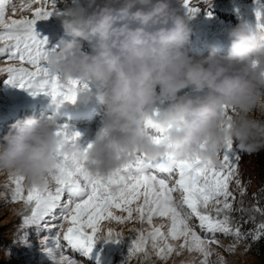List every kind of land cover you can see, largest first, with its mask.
Instances as JSON below:
<instances>
[{"label":"clouds","instance_id":"9594fccd","mask_svg":"<svg viewBox=\"0 0 264 264\" xmlns=\"http://www.w3.org/2000/svg\"><path fill=\"white\" fill-rule=\"evenodd\" d=\"M57 16L69 38L47 50L45 63L60 80L81 83L76 100L99 106L101 124L81 160L88 175L106 177L137 154L215 162L226 137L245 154L264 150V35L247 21L228 29L226 53L213 47L196 57L184 0H69ZM56 126L52 116L14 121L0 137V174L43 186L56 154L80 147L62 142Z\"/></svg>","mask_w":264,"mask_h":264},{"label":"snow or ice","instance_id":"6c2138e0","mask_svg":"<svg viewBox=\"0 0 264 264\" xmlns=\"http://www.w3.org/2000/svg\"><path fill=\"white\" fill-rule=\"evenodd\" d=\"M5 4L6 0H0V41L5 42L0 46V56L22 62L20 67L9 66L0 70L8 75L7 82H16L19 87L31 90L33 95L44 93L56 103L75 102L77 85L81 83L69 80L66 87L58 83L60 79L45 63L47 38H39L34 29L37 20L47 19L53 12L37 8L35 19L6 21ZM184 5L189 14L198 11L189 7V0H184ZM23 64L32 65L35 70H29ZM56 135L62 142L76 143L80 133H69L67 125H58ZM160 135L162 131L155 130L154 139L158 141ZM90 147L89 143L83 147L80 145L76 152H58L50 179L43 186L30 187L26 197L20 185L23 177H16L12 198L23 199L25 206L32 204L30 215L23 216L22 221L26 225L56 228L57 234L52 238L56 249H62L66 244L72 251H90L101 237L98 235L101 221L123 223L138 218L141 222L147 219L151 225L153 216L168 219L167 231H162V226L152 227L147 234L140 229V234L131 240L133 247L129 248V253L144 251L142 245L151 240L156 255L162 259L187 248L190 252L201 253L204 258L201 264H207L210 245L218 243L215 239L217 233L233 235L237 239L241 237L239 227L235 231L231 227L234 194L230 191V182L235 179L239 185L240 181L236 178L238 157L227 137L219 164L198 156L177 159L172 153L156 158L137 154L106 177H93L84 170L81 160ZM53 182L54 188L51 186ZM114 209L126 215H116ZM65 222L68 224L66 229ZM260 227L264 230V225ZM103 238L116 242L123 237L108 229ZM169 238L182 243L174 245L168 242ZM47 240L45 238V243ZM161 241L164 243L160 244ZM46 250L55 259L53 248ZM59 264L77 262L61 251Z\"/></svg>","mask_w":264,"mask_h":264},{"label":"rangeland","instance_id":"374dc122","mask_svg":"<svg viewBox=\"0 0 264 264\" xmlns=\"http://www.w3.org/2000/svg\"><path fill=\"white\" fill-rule=\"evenodd\" d=\"M67 2L69 0H6L5 19L6 21L35 19L37 8L42 11L53 12L47 19L37 20L34 29L39 34V38H47L46 50L54 49L58 46L59 39L64 36V33L62 32L59 37L52 39V31L55 27H50V32L47 34L43 31V27L51 21H55L56 27L62 28L56 12L61 10ZM70 2L78 4L82 3L83 0H70ZM174 2H178V0H174ZM189 7L198 9L194 14H189L191 54L196 57L201 54L207 55L213 47L220 54L226 53L229 46L227 31L241 21H247L250 29L257 36L264 35V0H189ZM64 38L68 39L69 37L64 36ZM4 43L0 41V46H3ZM87 48L88 44L85 43V50ZM21 65L22 62L18 59L0 56V70L9 66L20 67ZM23 66L29 70H35L32 65L23 64ZM7 81L8 75L4 71H0V137L18 119L27 116L45 119L52 116L56 120L57 126L67 125L69 133L73 131L80 133L77 142L82 147L91 142L101 124V117L98 114L99 106L94 102V99H92L93 103L90 102L91 100L84 103L88 109L86 113L77 115L80 118L85 116L83 118L86 119L72 121L70 116L73 114L62 113V110H65L67 106L71 107L73 102L56 103L44 93L33 95L31 90L19 87L16 82L9 83ZM58 83L67 86V81L60 80ZM80 87L82 85H77V89ZM74 104L83 106V103L77 100ZM35 105H39L41 109H33L35 112L32 109L28 110L29 107H35ZM75 111L77 112V110ZM64 115L65 118H63ZM223 155L224 150L221 149L215 161L217 164L222 161ZM244 166L237 163L236 178L240 181L239 185L235 179L230 182V191L235 195L231 200L232 206L233 204L237 206L236 194L244 188L245 184H250V188H252L256 183L254 179H250L249 182L247 172L244 169L246 165ZM20 185L23 189L22 194L26 197L30 187L25 185L24 180L20 181ZM51 186L54 188V182ZM15 187L16 177L6 173L0 174V240L3 242L9 240L7 248L3 250L4 264H59L61 251L65 255L72 256L77 264H201L204 259L201 253L190 252L187 248L174 251L166 259H162L156 255L157 250L152 248L151 240L142 245L144 251L129 253V248L133 247L131 240L140 234V229H144L145 234L152 227L157 226H162V231H167L168 219L158 216H153L151 225L147 219L141 222L138 218L123 223L111 220L101 221L98 225V235L101 237L95 241L90 251L83 249L72 251L66 244L58 250L52 240L57 234L56 228L47 229L39 225H26L22 221L23 216L30 215L32 204L29 203L25 206L23 199L14 200L12 197ZM135 206L136 203L134 202L133 207ZM13 209H17L18 212L13 213ZM113 211L116 215H126L119 210L114 209ZM230 216L231 227L235 231L237 226L240 228V219L236 213L231 212ZM67 226L68 224L65 222L64 228L66 229ZM108 229H112L114 234L119 233L123 238L116 242L105 240L103 236L107 234ZM45 238H48L47 243H45ZM215 239L218 243L210 245L211 254L207 257V264H260L253 256L247 243L241 238L237 239L233 235L217 233ZM168 242L177 246L182 243V241H172L170 238ZM163 243V241L160 242V244ZM48 247L53 248L55 259L46 250Z\"/></svg>","mask_w":264,"mask_h":264},{"label":"trees","instance_id":"16d2710c","mask_svg":"<svg viewBox=\"0 0 264 264\" xmlns=\"http://www.w3.org/2000/svg\"><path fill=\"white\" fill-rule=\"evenodd\" d=\"M233 151L238 157L237 163L246 165L244 169L249 182L254 179L256 183L252 188L250 184H245L244 188L237 192V206L233 204L232 213H236L240 219V238L247 243L258 262L264 264V230L260 227L264 225V150L248 155L240 152L233 144ZM8 243L9 240H0V264H4L3 250L7 248Z\"/></svg>","mask_w":264,"mask_h":264},{"label":"bare ground","instance_id":"6f19581e","mask_svg":"<svg viewBox=\"0 0 264 264\" xmlns=\"http://www.w3.org/2000/svg\"><path fill=\"white\" fill-rule=\"evenodd\" d=\"M45 27H43V31L47 34V33H49L50 32V27H55V29H54V31H52L53 32V38L52 39H54V38H57V37H59V35L63 32V29L62 28H57L56 27V24H55V21H51L48 25H44ZM52 35V34H51ZM51 35H50V37H51ZM48 38H49V36H47ZM81 86V85H80ZM77 101H79V100H77ZM80 102V101H79ZM90 102H92V100L90 101ZM95 102V101H94ZM74 103H76V101L75 102H73V104L71 105V107H69V106H67L66 107V109L65 110H62V113L63 112H69L70 114H73L72 116H70L71 117V119L70 120H72V121H76V120H78V119H86V118H83V117H85V116H83L82 118H80V117H78L77 115H83L84 113H86L87 112V108H86V106L84 105V103H83V106L81 105V106H78V105H76V104H74ZM93 103V102H92ZM91 105V104H90ZM93 105V104H92ZM51 106V105H50ZM62 106V105H61ZM73 106V107H72ZM88 106V105H87ZM93 106H95V105H93ZM36 107V108H35ZM35 107L34 106H32V107H29L30 109H28V110H33V109H41V107L39 106V105H35ZM63 108V107H62ZM92 109V108H91ZM52 110V109H51ZM75 110H77V112L75 111ZM34 112H35V110H33ZM61 111V110H60ZM37 112V111H36ZM55 113V112H54ZM58 113V112H57ZM52 115V114H51ZM61 115V114H60ZM58 116V115H57ZM28 117V116H27ZM68 117V116H67ZM86 117H89V116H86ZM59 118V117H58ZM63 118H65V115L63 116Z\"/></svg>","mask_w":264,"mask_h":264},{"label":"water","instance_id":"95a60500","mask_svg":"<svg viewBox=\"0 0 264 264\" xmlns=\"http://www.w3.org/2000/svg\"><path fill=\"white\" fill-rule=\"evenodd\" d=\"M188 90H186L185 92H187Z\"/></svg>","mask_w":264,"mask_h":264}]
</instances>
